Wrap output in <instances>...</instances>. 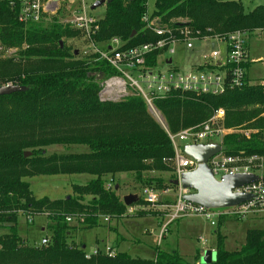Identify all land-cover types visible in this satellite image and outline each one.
I'll use <instances>...</instances> for the list:
<instances>
[{
  "label": "trees",
  "instance_id": "1",
  "mask_svg": "<svg viewBox=\"0 0 264 264\" xmlns=\"http://www.w3.org/2000/svg\"><path fill=\"white\" fill-rule=\"evenodd\" d=\"M147 13V1L107 0L93 41L105 48L117 38L126 49L157 42L143 21ZM151 16L173 29L187 24L201 39L264 32V6L247 13L241 0H156ZM18 17L10 0H0V45L18 50V62L14 57L0 59V86L13 83L28 89L0 97V227L9 231L0 237V264H190L179 253L159 247L152 258H133L117 252L118 242L113 246L115 257L100 254L86 259L85 244L77 243L75 234L101 226L104 218L120 222L127 216L120 176H133L143 189H177L174 180L164 184L148 176L171 172L164 159L173 158L174 149L142 98L100 101L97 78L116 72L97 55L83 57L66 47L63 40L76 39L80 32L60 23L61 14L46 29L27 27ZM164 54L156 51L147 65L155 66ZM156 107L174 134L205 123L223 109L224 127L235 131L222 140L224 154L264 161V111L256 109L264 108V81L252 84L247 78L243 89L228 88L219 96L177 93ZM55 146H83L88 151L49 155L47 150ZM55 176L70 177L72 195L37 199L30 180ZM82 177H87L85 184L77 181ZM110 180L112 189L106 187ZM21 215L47 216L50 244L33 246L21 238L17 226ZM225 220L229 219H221L218 227ZM224 243L218 234L211 264H264V229L249 230L240 250L227 251Z\"/></svg>",
  "mask_w": 264,
  "mask_h": 264
},
{
  "label": "built area",
  "instance_id": "2",
  "mask_svg": "<svg viewBox=\"0 0 264 264\" xmlns=\"http://www.w3.org/2000/svg\"><path fill=\"white\" fill-rule=\"evenodd\" d=\"M10 7L18 11L19 21L27 27H46L53 22L54 18L59 17L62 11H66L65 15L67 14L69 18L63 20L64 23L85 36L84 38L92 46L90 54L97 55L98 61L106 62L116 72V75L100 81V101L118 103L131 96H138L144 100L151 113L162 123L173 146L174 157L164 159V163L173 167L175 180L181 182L184 174L194 172L199 167L193 158L185 154V147L201 145L209 140H217L218 144L222 145L223 138L235 132L224 127L226 113L223 109H219L205 123L175 134L171 133L156 103L170 99L177 93L219 96L228 88L243 89L246 87V65L249 62L247 34L237 32L227 39H215L226 44L225 60H221V51H213L205 58L206 62L196 69V72L181 73L168 56L173 55L178 46H186L188 50H192L196 41L209 39L199 38L200 34H195L187 24L176 29L162 26L158 19L152 18L151 14L147 13L143 21L147 28L159 38L157 42L126 49L124 48L125 43L115 38L105 48H101L93 41V37L99 32V18L92 16L84 0H10ZM156 51H164L165 54L158 58L155 66L149 67L147 58ZM5 52H10L9 55L14 56L17 54V49H7L0 45V59ZM242 133L249 136L251 132ZM259 159L258 157L226 156L223 151L212 157L208 166L218 182H222L227 176L238 174H254L259 178L255 183L234 190V193L250 195L252 198L236 207L207 209L186 201L184 197L191 192L184 190L180 185L174 193L175 202L168 209L164 229L166 230L170 224L186 217L202 218L214 228H217L220 220L224 218L246 220L252 216H260L264 219V176L254 171ZM106 187L112 189L114 181L110 180ZM171 193H173L172 189L159 192L145 188L143 191L145 201L149 205L159 207L163 206L164 196ZM32 221L30 220L31 223ZM110 221L109 218H104L105 223L109 224ZM67 222L71 223L72 219H67ZM48 244L50 240L44 238L41 245ZM116 253L110 245L104 248L97 246L90 253L86 251L85 257L87 260L100 254L115 257Z\"/></svg>",
  "mask_w": 264,
  "mask_h": 264
},
{
  "label": "rangeland",
  "instance_id": "3",
  "mask_svg": "<svg viewBox=\"0 0 264 264\" xmlns=\"http://www.w3.org/2000/svg\"><path fill=\"white\" fill-rule=\"evenodd\" d=\"M99 0H84L85 6L92 16L101 19L104 14L106 7L103 6L95 11H91V7ZM245 11L247 13L252 12L255 8L259 6H264V0H241ZM156 0H147L148 13L152 14L155 10ZM65 10L62 11L60 23H64L63 20L69 18L65 15ZM65 24V23H64ZM72 28V27H71ZM43 29H46L44 26ZM73 29V28H72ZM75 30V29H73ZM255 35V34H254ZM80 33V37L76 39L65 38L63 41L66 42V47L70 51H78L79 55H91L89 51L92 50V46L87 42ZM251 49V60H255L253 64V69L251 73L252 79L259 80L264 77V60L260 61V58H264V33L248 37ZM64 43V42H63ZM102 48V47H101ZM213 51H221V60L224 61L226 58V44L224 42H219L215 39H206L196 41L194 43V48L188 50L186 46H178L176 52L168 57L173 60V65L178 67L181 73H191L196 72L197 68L203 65L206 60L205 58L212 54ZM18 53V50H17ZM10 52L3 53V60L12 59L17 54L12 56L9 55ZM18 59V58H17ZM14 61L18 62L16 58ZM164 69V68H163ZM258 111H264V108L257 107ZM149 110V109H148ZM150 114L154 119L163 127L162 123L154 114ZM212 117V116H211ZM261 117H264V112ZM164 118V116H163ZM164 121L168 127L166 119ZM169 129V127H168ZM232 130V129H231ZM238 132V131H236ZM217 140L205 141L203 145L218 144ZM222 144V143H221ZM48 154H81L87 152V148L83 146H76L71 148H65L61 146L51 147L48 150ZM168 165L169 170L173 172V167ZM255 173L264 176V161L259 159L255 164ZM171 172H152L149 173V177H155L158 181H163V183H168L169 181L175 180L174 173ZM87 177H82L77 179L79 183L85 184ZM121 184L120 195L126 197L129 195L137 196L138 202L129 206L127 210V216L121 219L119 232L110 231L106 226L114 224L116 221L111 220L110 224L102 221L104 227H99L94 230L79 231L75 234L74 240L76 242H83L86 244V251L88 253L92 252L96 247V242H108L107 244L100 243V248H104L106 245H113L118 242L117 240H122L120 250L124 252H129L133 258H152L156 251V248H160L162 251H167L170 253L171 248L175 244L177 246V251L184 254L187 257H191L197 253L200 256V250L206 249L204 244L199 238L202 231L209 236V248L207 251L212 252V248L217 246L216 235L219 234L224 238V247L227 251L233 252L242 249L246 243V236L249 230L253 229H264V219L260 216H252L246 220H225V222L218 228H214L204 222L203 219H196L190 222L188 225L192 224L195 231H189L186 226L176 228V225L167 227L164 229V224L166 223V216L168 214L167 210L163 207L149 205L144 199V186L137 183L133 176L123 175L118 179ZM70 177L55 176V177H36L30 180L31 189L34 196L37 199L49 198L50 200L65 199L72 195L70 186ZM156 184H154L155 187ZM163 192L164 190H158ZM175 191L168 196V201L163 203V205L171 204L175 202ZM141 201V202H140ZM187 218V217H186ZM30 220H33L32 223ZM47 216L39 215L34 218L28 219L26 215H21L18 220V234L24 240H27L33 246H40L44 238L50 236V231L47 228ZM43 228L46 230L43 232ZM8 229L0 227V237L8 234ZM218 236V235H217ZM139 244V245H138ZM138 245V246H135ZM212 247V248H210ZM216 249V248H215ZM216 253V250H214ZM197 258V257H196ZM198 262V260H197Z\"/></svg>",
  "mask_w": 264,
  "mask_h": 264
},
{
  "label": "water",
  "instance_id": "4",
  "mask_svg": "<svg viewBox=\"0 0 264 264\" xmlns=\"http://www.w3.org/2000/svg\"><path fill=\"white\" fill-rule=\"evenodd\" d=\"M106 5V0H99L91 7V11H95L103 6L106 7ZM61 47H64L63 42H61ZM75 54L78 55V51ZM102 79V76H99L97 81L100 82ZM27 90L26 87L19 85L0 86V97L10 96L16 93H25ZM222 151L223 147L220 144H201L185 147V154L199 164L196 171L184 174L181 177V182L179 180H174L173 182L176 187L181 185L184 190L191 192L184 197L186 201L207 209H223L239 206L252 198L250 195L234 193V190L257 182L259 178L256 175L238 174L227 176L222 182H218L215 179L213 171L208 166V162L212 157L220 154ZM28 156L30 154L26 153L25 157ZM137 201L138 198L134 195L124 197V203L128 207ZM203 254L202 264H211L216 260V253L214 252L207 251L203 252Z\"/></svg>",
  "mask_w": 264,
  "mask_h": 264
},
{
  "label": "crops",
  "instance_id": "5",
  "mask_svg": "<svg viewBox=\"0 0 264 264\" xmlns=\"http://www.w3.org/2000/svg\"><path fill=\"white\" fill-rule=\"evenodd\" d=\"M252 36H255V35H252ZM248 56H249V62H248V64H247V78L250 80V83H252V84H262L263 83V81H264V77H263V79H257V80H255V79H252V77H251V73H252V69H253V64L255 63V60H251V49H250V43H249V41H248ZM260 61H263L264 60V58H260L259 59ZM123 176V175H122ZM155 178V177H154ZM169 199H168V197H166V198H164V204H165V202L166 201H168ZM173 205V203H169V204H167L166 203V205H163L162 207L164 208V210H167L168 211V209H170V207ZM196 219H202V218H199V217H187V218H184V219H180V220H178V221H176V222H174V223H172V224H170L168 227H171V226H174V225H176V228L177 229H179L180 227H183V226H186V227H188L189 228V231H190V233H191V231L193 232V231H195V229H194V227H191L192 225H193V223L192 224H190V225H188L190 222H193V221H195ZM204 222H206L205 220H204ZM166 223H167V218H166ZM166 223L164 224V226L166 225ZM188 223V224H187ZM207 223V222H206ZM208 224V223H207ZM47 225H48V221H47ZM106 225V224H105ZM105 225H103V223H102V225L101 226H99V227H104ZM120 226H121V224H120V222H115L114 224H111L110 226H106L110 231H114V232H116V233H118L119 232V228H120ZM163 226V227H164ZM99 227H97V228H94V229H98ZM218 228V227H217ZM94 229H92V230H94ZM113 229V230H112ZM46 229L45 228H43V232L45 231ZM218 235V234H217ZM217 235H216V241H217ZM198 239H200L201 241H202V243L204 244V246H205V248L206 249H208L209 247L207 246V245H209V242H208V240H209V236H207L206 234H205V232L204 231H202V234H201V236H199V238ZM118 241V243H119V247H118V249H116L117 250V252L118 253H124V251H122V250H120V246H121V243H122V241H123V239L122 240H117ZM77 243H81V242H77ZM100 243H102V244H107L106 242H104V241H102V242H96V244H95V246L97 247V246H99V244ZM85 244V243H84ZM139 245V244H138ZM138 245H135V246H138ZM115 248L117 247V242L113 245ZM86 244H85V246H84V248L86 249ZM210 248H212V247H210ZM216 248V246H214V248H212V252H214V250H216L215 249ZM206 249H201L200 251V256H199V254L197 255V253L195 254V255H193V256H191V257H187V256H185L184 254H181V253H179L178 251H177V246H175V244L173 245V247L171 248V251H170V253H172V252H177V253H179L182 257H184L185 258V260L188 262V263H190V264H202V258L204 257V254H203V252H206ZM127 252V251H126ZM167 252V251H166ZM127 253H129V252H127ZM169 253V252H168ZM130 254V253H129ZM199 256V260H198V262H197V258L196 257H198ZM144 259V258H143Z\"/></svg>",
  "mask_w": 264,
  "mask_h": 264
}]
</instances>
